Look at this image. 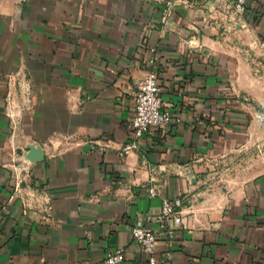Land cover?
<instances>
[{"label":"crops","instance_id":"crops-1","mask_svg":"<svg viewBox=\"0 0 264 264\" xmlns=\"http://www.w3.org/2000/svg\"><path fill=\"white\" fill-rule=\"evenodd\" d=\"M235 1L174 0L164 22L166 0H0V264H107L120 247L148 264L134 225L171 251L161 264H264V167L242 165L257 91L213 31L264 44V0L234 17ZM152 70L181 122L122 156Z\"/></svg>","mask_w":264,"mask_h":264},{"label":"built area","instance_id":"built-area-1","mask_svg":"<svg viewBox=\"0 0 264 264\" xmlns=\"http://www.w3.org/2000/svg\"><path fill=\"white\" fill-rule=\"evenodd\" d=\"M174 0H166V7L163 11L162 20L165 22L171 12ZM246 0H236L226 5V10L231 15L241 14L245 11ZM135 104V113L132 120V131L130 140L121 148V155L127 156L139 149V141L145 136L152 126L164 127L173 121L181 122V118L177 117L169 108H167L161 98V88L158 83L157 76L152 70L148 72L138 82V88L133 95ZM155 194L151 189V195ZM184 205V199L181 197L164 198L162 202V212L160 220L167 221L175 215ZM132 235L136 242L140 245L142 251L147 255L148 264H161L164 261L172 259L171 251H167L165 256L159 258L157 256V236L154 230L148 225H134L132 227ZM170 232L169 236L172 237ZM126 258L124 248H116L107 253L105 262L107 264H120Z\"/></svg>","mask_w":264,"mask_h":264},{"label":"rangeland","instance_id":"rangeland-1","mask_svg":"<svg viewBox=\"0 0 264 264\" xmlns=\"http://www.w3.org/2000/svg\"><path fill=\"white\" fill-rule=\"evenodd\" d=\"M228 24L230 25V20ZM230 20V21H229ZM234 22V20H233ZM216 35H223V45L229 51L237 65H242L245 77L253 80L256 88V94L248 91L243 92V98L246 109L257 121L254 123L253 136H250L245 143V154L242 156V165L246 169H260L264 167V44H252L249 41L250 36L236 39V28L233 27H215ZM246 34V31H245ZM239 41V42H238ZM259 93V95H257Z\"/></svg>","mask_w":264,"mask_h":264},{"label":"water","instance_id":"water-1","mask_svg":"<svg viewBox=\"0 0 264 264\" xmlns=\"http://www.w3.org/2000/svg\"><path fill=\"white\" fill-rule=\"evenodd\" d=\"M45 153L43 147L38 144H32L29 146V151L26 154V159L31 162H37L44 159Z\"/></svg>","mask_w":264,"mask_h":264}]
</instances>
